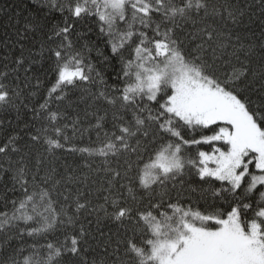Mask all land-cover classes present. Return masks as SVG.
Segmentation results:
<instances>
[{
	"label": "snow or ice",
	"instance_id": "1",
	"mask_svg": "<svg viewBox=\"0 0 264 264\" xmlns=\"http://www.w3.org/2000/svg\"><path fill=\"white\" fill-rule=\"evenodd\" d=\"M23 7L0 40V264H264V0Z\"/></svg>",
	"mask_w": 264,
	"mask_h": 264
},
{
	"label": "trees",
	"instance_id": "2",
	"mask_svg": "<svg viewBox=\"0 0 264 264\" xmlns=\"http://www.w3.org/2000/svg\"><path fill=\"white\" fill-rule=\"evenodd\" d=\"M28 0H0V8L4 9V11H0V40H3L5 38V33L8 32L9 34H11V29H6L4 27V24L7 20V18L10 15H13L16 11H21L24 15L27 14V12L24 10V4H27ZM253 28L259 32V21L257 20V22L253 25ZM14 38V37H13ZM93 56H95V54H93ZM105 75L106 78L108 79L109 83L112 82L111 77H112V70L109 68L105 69ZM93 92L97 91L96 88L92 89ZM79 92H77L74 95V99L78 100L79 97ZM85 99H87V97H85ZM86 107H88L87 103L83 102V101H79L77 103V110L81 111V114H83L82 110L85 109ZM69 114L70 115H75V113L70 109L69 110ZM15 117V113L12 114V116L10 117L11 119H14ZM0 138H2V134H0ZM28 140V137H24V140H22L21 146L23 147L25 144V141ZM25 151H27L28 149H24ZM39 150V148H35L33 149V155L35 154V151ZM66 159H68L69 161L72 160L71 156H66ZM89 219H91L93 221L92 225H90L89 227H91L92 229H95L96 224H95V217H89ZM101 231L104 232H108L109 229H112V231L116 230V225L110 223L107 220H103L101 222L100 225Z\"/></svg>",
	"mask_w": 264,
	"mask_h": 264
}]
</instances>
